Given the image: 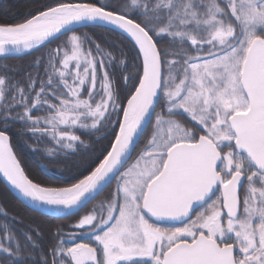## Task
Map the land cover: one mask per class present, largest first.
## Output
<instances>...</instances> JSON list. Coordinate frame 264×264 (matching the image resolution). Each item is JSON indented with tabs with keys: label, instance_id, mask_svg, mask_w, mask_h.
<instances>
[{
	"label": "snow or ice",
	"instance_id": "6c2138e0",
	"mask_svg": "<svg viewBox=\"0 0 264 264\" xmlns=\"http://www.w3.org/2000/svg\"><path fill=\"white\" fill-rule=\"evenodd\" d=\"M28 15L0 23V56L65 38L20 79L0 68V172L58 212L116 183L72 232L57 226L47 249L37 226L17 229L23 221L3 211L0 264H264V0H57ZM88 24L132 44L134 74L119 43L104 37L114 55L74 31ZM116 69L130 85L123 100ZM17 122L21 135L51 141L33 145L50 158L84 144L77 129L111 128L112 143L90 174L45 187L12 150Z\"/></svg>",
	"mask_w": 264,
	"mask_h": 264
},
{
	"label": "trees",
	"instance_id": "16d2710c",
	"mask_svg": "<svg viewBox=\"0 0 264 264\" xmlns=\"http://www.w3.org/2000/svg\"><path fill=\"white\" fill-rule=\"evenodd\" d=\"M57 0H0V23H21L26 18H29V13L36 14L39 10H43L45 6L56 3ZM65 3H81L93 2V0H61ZM101 3H107L109 0H100ZM76 34H91L102 47L113 51L114 55H118L119 50L114 44L108 41L119 43L128 54L129 64L128 72L135 73L140 63L139 58L135 55V49L132 44L126 39L121 38L117 33H108L106 29L100 28L95 25H86L78 27L74 30ZM72 33L69 32L68 35ZM108 37V41L105 40ZM65 37L60 35L58 38L51 40L33 52L24 55H8L0 57V68H19L18 72H9L10 75L15 76L17 79L23 77L24 73L32 70L33 61L45 56L51 49L58 47ZM95 54V53H94ZM122 69H116V75L112 78L117 87L120 88V96L123 100L125 93L130 85L125 86L121 83ZM99 75V74H98ZM111 75V73H110ZM159 111V109H157ZM44 116L46 112L40 111L35 113ZM190 126V125H189ZM22 125L17 122L12 124L9 128V136H11L13 148L19 158L22 167L30 179L36 183H40L45 187H66L71 183L77 182L85 175L90 174L96 166L103 160V157L110 150L112 143V131L101 130L88 131L76 130V135L80 136L84 141L83 145H77L76 152H69L67 156L59 158L46 157L43 151L33 150V145L43 150L45 147H52V143L48 139L37 143L30 135H21L20 129ZM144 138L142 137L137 144V150L143 147ZM135 157V153H133ZM132 161H129L131 163ZM0 220H6L7 217L3 216V211L10 215L17 217L23 221V224L13 221L14 226L19 229L25 225L31 224L37 226L43 233L45 248L47 245L55 240L52 235L53 230L60 226L66 233L72 232L74 229L70 225L74 224L77 214L67 218H55L49 215H44L35 210L29 209L23 204L16 196L5 186L0 179Z\"/></svg>",
	"mask_w": 264,
	"mask_h": 264
},
{
	"label": "water",
	"instance_id": "95a60500",
	"mask_svg": "<svg viewBox=\"0 0 264 264\" xmlns=\"http://www.w3.org/2000/svg\"><path fill=\"white\" fill-rule=\"evenodd\" d=\"M88 25H91V24H88ZM78 27H82V26H77L75 29H77ZM74 29V30H75ZM26 52H28V51H25L24 53H22V54H25ZM8 55H11V54H8ZM8 55H4V56H8ZM4 56H0V57H4ZM9 135V134H8ZM10 137V144H11V147L13 146V144H12V139H11V136H9ZM141 139V138H140ZM140 139H138L137 140V144L139 143V141H140ZM12 150H13V152L16 154V152H15V150H14V148L12 147ZM16 156H17V154H16ZM17 159H19L18 157H17ZM21 167H22V164H21ZM23 168V167H22ZM24 169V168H23ZM25 171V170H24ZM25 174H26V172H25ZM27 175V174H26ZM0 179H1V181L5 184V186L7 187V189H9L15 196H16V198L17 199H19L23 204H25L27 207H29V209H32V210H35V211H37V212H39V213H42V214H46V215H49V216H52V217H55V218H63V217H68V216H71V215H74V214H76V213H78V212H80L82 209H84L85 207H83V208H81V209H79V210H71V211H66V212H58V211H55V210H53V209H51V208H44V209H39V208H37V207H35L30 201H28V200H26L25 198H23L22 197V195L19 193V191L18 190H16L11 184H10V182L7 180V178L4 176V174H3V172H0ZM110 185V184H109ZM108 185V186H109ZM107 186V187H108ZM106 189V187L104 188V190ZM103 190V191H104ZM103 191H101L100 193H102ZM99 193V194H100ZM98 196V195H97ZM96 198V197H95ZM92 201V200H91ZM90 201V202H91ZM89 202V203H90ZM88 203V204H89ZM87 204V205H88Z\"/></svg>",
	"mask_w": 264,
	"mask_h": 264
},
{
	"label": "flooded vegetation",
	"instance_id": "af4514ba",
	"mask_svg": "<svg viewBox=\"0 0 264 264\" xmlns=\"http://www.w3.org/2000/svg\"><path fill=\"white\" fill-rule=\"evenodd\" d=\"M115 183H116L115 181L110 183V185L108 187H106V189L102 193L98 194V196H96V198L93 199L88 205H86V207L84 209H82L80 212L76 213L79 216H76L75 222L78 220L79 217H81L82 215H84L87 212H89L90 210H92L94 206L98 207L100 204L106 202L107 198L110 196V194L114 190ZM197 211H199V209H197ZM68 217H70V216H68ZM63 218H65V217H63ZM75 222H73V223H75ZM166 226H168V225H166ZM81 240L83 242H86V243L92 242V238L90 236H82V237H80V239L77 240V242H81Z\"/></svg>",
	"mask_w": 264,
	"mask_h": 264
},
{
	"label": "rangeland",
	"instance_id": "374dc122",
	"mask_svg": "<svg viewBox=\"0 0 264 264\" xmlns=\"http://www.w3.org/2000/svg\"><path fill=\"white\" fill-rule=\"evenodd\" d=\"M42 46H43V45H42ZM40 47H41V46H40ZM40 47H38V48H40ZM38 48H34V49H31V50H26V51H28V52H26V53L28 54V53H30V52H33L34 50L37 51ZM24 52H25V51L15 52V53H11V55H12V54H16V55H24V54H22V53H24ZM26 53H25V54H26Z\"/></svg>",
	"mask_w": 264,
	"mask_h": 264
},
{
	"label": "bare ground",
	"instance_id": "6f19581e",
	"mask_svg": "<svg viewBox=\"0 0 264 264\" xmlns=\"http://www.w3.org/2000/svg\"><path fill=\"white\" fill-rule=\"evenodd\" d=\"M23 51H26V50H23Z\"/></svg>",
	"mask_w": 264,
	"mask_h": 264
}]
</instances>
